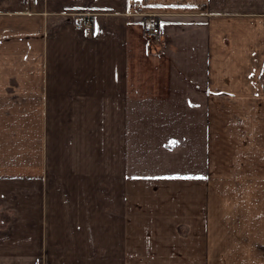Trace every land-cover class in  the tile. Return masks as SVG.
<instances>
[{
  "label": "crops",
  "instance_id": "1",
  "mask_svg": "<svg viewBox=\"0 0 264 264\" xmlns=\"http://www.w3.org/2000/svg\"><path fill=\"white\" fill-rule=\"evenodd\" d=\"M6 142L0 264H264V0H0Z\"/></svg>",
  "mask_w": 264,
  "mask_h": 264
},
{
  "label": "rangeland",
  "instance_id": "2",
  "mask_svg": "<svg viewBox=\"0 0 264 264\" xmlns=\"http://www.w3.org/2000/svg\"><path fill=\"white\" fill-rule=\"evenodd\" d=\"M9 138H11V133L9 134ZM12 150H13L12 149V146L10 145L9 142H6L5 144H3V145L0 146V161H1L2 164H4V166L8 167V164L10 162L14 163L16 161H18L19 163H22L23 162L25 164H31L32 163L33 153L31 151L32 150L31 147H30L29 151H25V153L23 155L21 154V152H19L18 153V156L16 154L14 155ZM58 159H59V157H58ZM50 163L51 162H49L48 160H44V156H42V160H41V165L42 166H48L49 165V167H50ZM62 164H64V161L56 160L53 163V168L52 169H56L57 172H58V170H59V168H60V166ZM91 170H90V173H91ZM57 179L58 180L60 179V183L62 185V181L64 180V176H62L61 178L58 177ZM71 184L74 185L75 182L74 181H71ZM109 184H111V181L109 182ZM60 196H61V193L59 191V192H57V202H56V204L61 203V208H56V214H55L56 215V218L59 220V222H61V221L65 222V220L67 218L70 220V219H72L74 217H80L81 215L83 217H85L86 216V213H88V217H91V218H93V217L95 218L96 217V210H92L91 209V201L92 200L94 201V205L96 206V194L95 193H91L90 192L88 194V197L89 198H87V196L85 195V197L82 198V200L84 202H86L87 200H89L88 207L85 208V209L82 208V209H78V210L65 209L64 208V198L62 196V198L60 200L59 199ZM75 196H76L75 193L69 194V202L70 203L71 202H75V200H76L75 199ZM111 196H112L111 192H107L106 193V204H105V216H106V219L107 218H111V216H112L111 209H107V207H111V204H110L111 203V200H110ZM6 214L8 215L9 213H6ZM0 226H2L4 228L6 227L5 223L4 224H1ZM73 228H74V225L73 226H70L69 231H72ZM76 229H75V231H77ZM89 230L91 231V227H90Z\"/></svg>",
  "mask_w": 264,
  "mask_h": 264
},
{
  "label": "built area",
  "instance_id": "3",
  "mask_svg": "<svg viewBox=\"0 0 264 264\" xmlns=\"http://www.w3.org/2000/svg\"><path fill=\"white\" fill-rule=\"evenodd\" d=\"M91 28V22L89 19H83L76 25L77 30H89ZM143 34L150 39L154 46L160 44L159 27L156 22H152L146 25L143 29Z\"/></svg>",
  "mask_w": 264,
  "mask_h": 264
}]
</instances>
